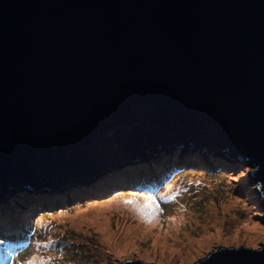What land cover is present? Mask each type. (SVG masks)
Segmentation results:
<instances>
[{
	"label": "water",
	"instance_id": "95a60500",
	"mask_svg": "<svg viewBox=\"0 0 264 264\" xmlns=\"http://www.w3.org/2000/svg\"><path fill=\"white\" fill-rule=\"evenodd\" d=\"M191 145L249 162L264 203V0H0V202Z\"/></svg>",
	"mask_w": 264,
	"mask_h": 264
},
{
	"label": "rangeland",
	"instance_id": "374dc122",
	"mask_svg": "<svg viewBox=\"0 0 264 264\" xmlns=\"http://www.w3.org/2000/svg\"><path fill=\"white\" fill-rule=\"evenodd\" d=\"M167 149L166 147L160 148L157 155L151 159L153 161L144 163L138 160L123 167H117L114 171L108 170L105 175L79 188L78 193L71 194L74 202L66 201L59 206H54L48 201H43L46 195L52 192L37 190L42 197L39 201H33L44 203L43 207L34 211L36 206H28V204L20 208L15 206V209H12L15 210L16 214L12 213L15 216L3 215L1 217L2 222H4L3 218H7L14 224L16 223L26 241L21 239L19 248L7 245L8 250H3L0 247V264H24V261L33 255L43 257L44 264H124L129 260L153 264H195L222 246L254 250L263 247L264 235L257 240L254 237L246 238L243 236L244 232L240 231L241 225H239L240 221L247 220L248 216L250 221L248 226L249 224L255 225L264 230V203L258 183L252 176L255 171L254 167L241 158L228 160L226 158L228 155L222 150L218 151L215 158H209L206 154L194 151L195 145L190 146L189 152L187 147L176 149L173 152L170 150V153ZM181 153H184L182 159ZM172 160H174L173 163H171ZM143 172L146 175H142ZM132 174L133 176L128 178ZM106 177L113 178L110 180L113 190H106L108 184L99 185L95 190L96 184ZM88 190H95L88 193L94 196L83 195ZM28 192L34 193L33 191ZM174 193H177L174 200L167 199ZM132 194L138 198L152 195L156 199L159 208L162 209L159 211V216L162 219L161 225L164 231L167 230L168 222H171L168 219L169 216L180 218L177 213L187 214L183 221L184 228L168 242L169 248L166 249L181 250L179 253L175 252L170 255L167 251L162 254L159 251L162 248L159 247L157 250H150L153 249L151 240H139L132 250L118 253L114 249V243L108 242L94 222L92 224L85 217L75 216L77 210L89 208V205H100L110 200L111 203H116L115 200H120L121 197L129 198ZM65 195L68 196L69 193H60L58 196L64 198ZM114 197L116 199H113ZM231 205H237V208L226 209ZM131 208L134 209L133 206ZM112 210L114 214L110 222L113 232L125 222L129 224L132 222V225L136 223L137 219L132 220L130 214L123 208ZM210 211L214 212L216 218L210 216ZM61 213H67V215H61ZM20 216L22 218L19 224L16 221L20 219ZM122 216H127V218ZM237 218H239V223H236ZM215 219H218L217 224H223L222 235L208 243V248L199 253L195 251L194 256H185L184 254L190 250H197L193 245H197V241L206 237L203 230L207 224L213 228L209 234L214 235L217 232L215 231L217 226L213 225ZM40 220L44 221L42 225L37 223ZM5 225L4 223L3 227H6ZM8 229L12 228L8 227ZM236 232L239 236L238 241L233 239L235 236L233 234ZM37 264L40 262L38 261Z\"/></svg>",
	"mask_w": 264,
	"mask_h": 264
},
{
	"label": "bare ground",
	"instance_id": "6f19581e",
	"mask_svg": "<svg viewBox=\"0 0 264 264\" xmlns=\"http://www.w3.org/2000/svg\"><path fill=\"white\" fill-rule=\"evenodd\" d=\"M166 149L170 153L171 148L166 147ZM223 152H228V151L223 150ZM153 157L154 156L149 157L150 158L149 161L151 159H153ZM144 159H146V158L144 157V158L140 159V161L141 162L148 161V160H144ZM134 162H137V161H134ZM127 164H129V162L124 163L120 167H123ZM115 201H117V202L116 203H109V204L103 203V204H100L102 206L98 205L97 207H92V208L87 207L88 208L87 211L81 212V210H77L75 213V216L85 217L86 220L90 221L92 224L94 222V224L97 225L101 229V231L103 232V234H104L105 238L108 240V242H111L112 244L114 243V245H115L114 249L118 253L124 252L125 250L126 251L132 250L133 248H135V245L139 242V240H143V241L151 240V243H152L151 247L153 249H150V250L154 251V250L158 249L157 247H159V248H162V250H159V251L162 254H165L167 251H169V250H166L169 248L168 242L171 239H173L174 236L176 234H178V232L180 230H182V228H184L183 221H184V218H186V216H187L186 213H182V212L177 213V215H179L180 218L175 217L174 220H171V222L169 221L167 226H166L167 230L164 231L162 228V225H161L162 219L159 216L160 214L155 216L152 220V223L149 224V223L145 222V220L142 218V216L140 214H138L133 208H131L132 205L130 207L129 205L124 204L121 199L120 200L117 199ZM117 204L119 206H117ZM120 207L123 208L127 213L130 214L132 220H134V219L135 220L137 219V220H136V223L133 225L131 224L132 222L130 224L125 222L122 226H120L117 230H115L113 232L112 228H111V222H110L111 216L114 214V211L112 209H117ZM231 208L236 209L237 205H235V206L231 205V206L227 207L226 209H231ZM77 213H79V214H77ZM88 213H90V215H88ZM173 213H175V212H173ZM180 213H182V214H180ZM185 214H186V216H185ZM209 214L211 217L216 218L214 212L210 211ZM122 217H125V216H122ZM125 218H127V216ZM248 218L249 217L247 216V220H248ZM215 220L216 221L214 222L213 225L217 226V228L215 227V231L217 230V232L216 233L214 232L215 233L214 235L209 234V233H211V230L213 228L209 227L207 224V227H205L203 230L204 233H206V237L204 236L205 235L204 234L203 236L205 238H203V239L201 238V240L197 241L198 243H196V240H194L197 245H193V246L196 247L197 250H190L188 253H186L188 251L187 250L185 252L186 254H184L185 256H187V257L194 256L196 254V252L199 253L200 251L208 248V243H210L211 241H214V239H216L222 235L221 228L223 227V224L222 223H221L222 225L220 223L217 224L218 219H215ZM247 220L244 219V221L242 220V221H240V223H239V218H237V220H236V223H239V225H241L240 231L242 230L244 232V234H243L244 237L249 238V239L254 237L257 240V238H260L262 235H264L263 229L257 228V227H255V225L251 226L249 224V226H248V223H250V221L248 220L249 221L248 222ZM250 220H252V219L250 218ZM126 221H127V219H126ZM127 222H129V221H127ZM245 224L247 225V227H244ZM121 232H123V234H121ZM233 235H235L234 237L232 236L233 239H235V241H238V239H239L238 238L239 236H237L238 232L234 233ZM231 239H228V240H231ZM192 242H193V240H192ZM164 246H166V248ZM180 251L181 250H170L169 254L172 255L175 252L179 253Z\"/></svg>",
	"mask_w": 264,
	"mask_h": 264
},
{
	"label": "trees",
	"instance_id": "16d2710c",
	"mask_svg": "<svg viewBox=\"0 0 264 264\" xmlns=\"http://www.w3.org/2000/svg\"><path fill=\"white\" fill-rule=\"evenodd\" d=\"M211 158H214V156L211 155ZM141 174L146 175L145 172H143ZM132 176H133V174L129 175L128 178H131ZM111 179H113V178H107V177L104 178L103 181L96 184L97 187L95 186L96 187L95 190L98 188L99 185L108 184L109 186L107 185L108 188L106 190L112 191L113 189H112V185H111L112 182L110 181ZM127 181H129V179ZM79 188H81V187H76V186L69 187V189H70V191L68 192L69 195L68 196L65 195L64 198H62L61 196H58L59 194H56V192H54V193L52 192V193L46 195V197L44 198L43 201H48L49 203L53 204L54 206H56V205L59 206L62 203H65L66 201L72 202L73 198L71 197V194L74 195L75 193H78L80 191ZM95 190H88V192H84L83 195H88V196L93 195L94 196V194L90 195L88 193H91L92 191H95ZM33 192L34 193L30 194L27 190L15 191V192H12L5 200L0 202V247L3 250H8L7 245L11 246L12 248L13 247L19 248L20 247V240L21 239H22V241H26V240L21 235L22 232L20 231L19 226H16V223L14 224L13 221L8 220L7 218H3L4 222H2L1 217H3V215H8V216L14 215L15 216V214H16L15 210H12V209H15V206L19 207V208L25 204H28V206H36V207H34V211L39 209V207H43L44 203L33 201V200L39 201L41 199L40 197H42L41 194H39L37 191H33ZM62 206H65V205H62ZM12 213H15V214H12ZM21 218H22V216H20V219H17L16 222H18L20 224ZM4 223L6 224L5 225L6 227H3ZM7 226L11 227L12 229L11 230L8 229ZM12 236L16 239H14ZM5 253H7V252H5Z\"/></svg>",
	"mask_w": 264,
	"mask_h": 264
},
{
	"label": "snow or ice",
	"instance_id": "6c2138e0",
	"mask_svg": "<svg viewBox=\"0 0 264 264\" xmlns=\"http://www.w3.org/2000/svg\"><path fill=\"white\" fill-rule=\"evenodd\" d=\"M177 193H174L173 195H170L167 197L169 200H174L176 198ZM113 199H116L115 197ZM122 202L126 205H132L134 206V210L142 216V218L145 220V222L151 224L152 220L155 216L159 214V211H162V209L159 208V204L157 203L156 199L152 195H147L142 198H138L135 194H132L129 198H120ZM112 201H105L104 204H109ZM98 205H90V207H97ZM102 206V205H100ZM183 208V205H181ZM88 209H81V211H87ZM79 214V213H77ZM61 215H67V213H61ZM169 220H174L175 217L169 216ZM38 224H43L44 221L40 220L37 221ZM244 227H247L245 224ZM255 247V245H252ZM40 262V264H44V258L39 257L36 255H33L31 258L24 261V264H37V262Z\"/></svg>",
	"mask_w": 264,
	"mask_h": 264
},
{
	"label": "clouds",
	"instance_id": "9594fccd",
	"mask_svg": "<svg viewBox=\"0 0 264 264\" xmlns=\"http://www.w3.org/2000/svg\"><path fill=\"white\" fill-rule=\"evenodd\" d=\"M222 152H223V151H222ZM200 153H202V154H206V155H208L209 157H211V155H213L214 158H215V155H217V154H213V153L210 154L208 151L200 152ZM223 153L225 154V152H223ZM181 154L183 155V157H181V159H182V158H184V153H181ZM155 156H156V155H155ZM218 156H219V155H218ZM225 156H226V155H225ZM226 158H227V156H226ZM179 159H180V158H179ZM173 162H174V160L171 161V163H173ZM142 175H144V174H142ZM144 177H145V176H144ZM146 179H147V178H146ZM89 183H90V182H89ZM69 191H70V189H69ZM69 191H68V192H69ZM65 192L68 193L67 191H65ZM65 192H64V193H65ZM61 193H63V192H61ZM58 194L60 195V193H58Z\"/></svg>",
	"mask_w": 264,
	"mask_h": 264
}]
</instances>
